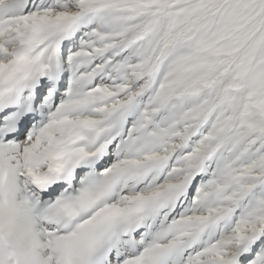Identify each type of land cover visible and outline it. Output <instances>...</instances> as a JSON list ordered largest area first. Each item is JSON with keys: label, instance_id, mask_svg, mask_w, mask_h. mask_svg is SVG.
<instances>
[{"label": "snow or ice", "instance_id": "1", "mask_svg": "<svg viewBox=\"0 0 264 264\" xmlns=\"http://www.w3.org/2000/svg\"><path fill=\"white\" fill-rule=\"evenodd\" d=\"M0 264H264V0H0Z\"/></svg>", "mask_w": 264, "mask_h": 264}]
</instances>
